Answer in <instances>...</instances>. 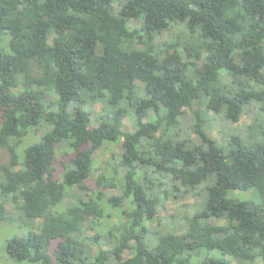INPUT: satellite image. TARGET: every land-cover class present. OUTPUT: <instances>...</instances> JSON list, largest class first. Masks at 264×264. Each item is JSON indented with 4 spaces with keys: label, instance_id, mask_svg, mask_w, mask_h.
Segmentation results:
<instances>
[{
    "label": "trees",
    "instance_id": "obj_1",
    "mask_svg": "<svg viewBox=\"0 0 264 264\" xmlns=\"http://www.w3.org/2000/svg\"><path fill=\"white\" fill-rule=\"evenodd\" d=\"M0 80V221L24 227L10 263L264 264V0H0ZM254 102L247 139L209 133ZM182 187L203 199L162 217Z\"/></svg>",
    "mask_w": 264,
    "mask_h": 264
},
{
    "label": "rangeland",
    "instance_id": "obj_2",
    "mask_svg": "<svg viewBox=\"0 0 264 264\" xmlns=\"http://www.w3.org/2000/svg\"><path fill=\"white\" fill-rule=\"evenodd\" d=\"M182 30H183V27H175L172 32H166L164 37L175 36V35L182 37ZM137 83L140 85L139 82ZM86 100H87L86 108H85L86 112L90 113V117L94 121H99V119L102 117V114L107 112L108 107L106 103L104 102V100H100V99L99 100H89L88 97H86ZM258 107H259V104L257 102L252 103L251 107L248 109V112L245 113L241 117V119L236 123H232L227 120H224L221 116L216 117V119L212 122V126H211L209 133L214 138L218 139L219 141H223L224 139L227 140L233 134H238L243 139H247L248 135L254 131L253 128H249L248 126L252 123L253 118L255 117V109H257ZM192 123H193V118L189 114L184 120L183 127H186V126L188 127ZM121 125L128 126L131 128L132 126L131 117L128 116L127 118H124L121 122ZM43 131L45 130L42 128L41 132ZM41 132L39 133L30 132L29 135L24 139L23 143L21 144L18 150L19 153L22 154V156H23V150H25V148L29 144L37 141L40 138ZM251 137L252 139H254L255 136H251ZM64 144L65 142H63L62 145ZM67 152L71 154V150L66 147L57 150L55 166H58L61 160L68 158L66 156ZM95 153H96V159H95L96 172L95 174L96 175L111 174L110 173L111 164L115 165V161H116L115 157L118 158L120 156L119 144L108 145V147L102 150H99L98 152H95ZM6 154L7 152L5 150H0V160L6 159L5 157ZM58 174H61V172H58ZM109 193L110 194L111 193L120 194V191L117 189L111 188L109 190ZM254 193H255L254 190H246V191L235 190V191H230L229 196L249 198ZM182 194L183 195L180 199H177V200L170 199L169 201H167L165 206H161L160 213L162 217L169 218L170 214L172 213H175L178 216H180L181 214L184 213L186 208L193 209L195 204L199 203L203 199L200 194L191 193L185 190L183 187H182ZM0 201H1V198H0ZM21 226L22 225L19 224V222L14 221L9 216L7 220L0 221V264H14V263H10L4 256L6 239L10 237L11 235L18 233L20 230H22L24 227L23 226L21 227ZM90 233L92 232L90 231ZM123 256H128L127 252H125Z\"/></svg>",
    "mask_w": 264,
    "mask_h": 264
}]
</instances>
